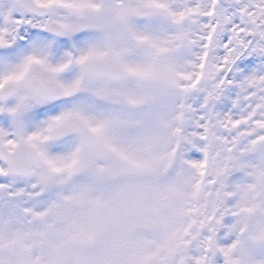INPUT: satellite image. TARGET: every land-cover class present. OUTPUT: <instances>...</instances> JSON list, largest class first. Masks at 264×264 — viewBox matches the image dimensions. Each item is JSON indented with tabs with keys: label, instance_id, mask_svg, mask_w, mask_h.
I'll list each match as a JSON object with an SVG mask.
<instances>
[{
	"label": "snow or ice",
	"instance_id": "snow-or-ice-1",
	"mask_svg": "<svg viewBox=\"0 0 264 264\" xmlns=\"http://www.w3.org/2000/svg\"><path fill=\"white\" fill-rule=\"evenodd\" d=\"M0 264H264V0H0Z\"/></svg>",
	"mask_w": 264,
	"mask_h": 264
}]
</instances>
